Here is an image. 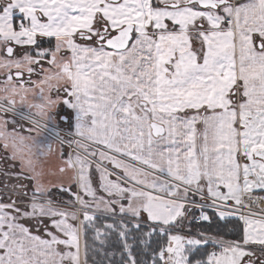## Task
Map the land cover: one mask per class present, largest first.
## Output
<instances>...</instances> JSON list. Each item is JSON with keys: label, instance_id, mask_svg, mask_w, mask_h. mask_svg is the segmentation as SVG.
<instances>
[{"label": "snow or ice", "instance_id": "1", "mask_svg": "<svg viewBox=\"0 0 264 264\" xmlns=\"http://www.w3.org/2000/svg\"><path fill=\"white\" fill-rule=\"evenodd\" d=\"M0 264H264V0H0Z\"/></svg>", "mask_w": 264, "mask_h": 264}, {"label": "trees", "instance_id": "2", "mask_svg": "<svg viewBox=\"0 0 264 264\" xmlns=\"http://www.w3.org/2000/svg\"><path fill=\"white\" fill-rule=\"evenodd\" d=\"M48 46V45H45ZM100 223H103L101 221ZM207 227V225H205ZM242 228L241 223H238L235 220L232 219H226V220H221L219 218H214V223L211 226V231L213 234L219 233L220 235L225 236L226 239H237L239 238L240 235V229ZM89 235H92V233H89ZM90 238V243H91V237ZM151 242L153 244V247L156 246L158 242H162V239L157 236H153L151 239ZM99 247V245H97ZM105 251H115L117 255L113 257L115 260H119V252L121 251L120 247V241L116 237L115 234H113L106 242L105 244ZM98 260H102L103 256L98 255L97 256Z\"/></svg>", "mask_w": 264, "mask_h": 264}, {"label": "built area", "instance_id": "3", "mask_svg": "<svg viewBox=\"0 0 264 264\" xmlns=\"http://www.w3.org/2000/svg\"><path fill=\"white\" fill-rule=\"evenodd\" d=\"M226 219H232V220L237 221L238 223H241V225L243 224V222L240 221V220L238 219V217H236V216H229V217H226V218H224V219H222V220H226Z\"/></svg>", "mask_w": 264, "mask_h": 264}, {"label": "rangeland", "instance_id": "4", "mask_svg": "<svg viewBox=\"0 0 264 264\" xmlns=\"http://www.w3.org/2000/svg\"><path fill=\"white\" fill-rule=\"evenodd\" d=\"M92 235H89V237H91ZM131 243V241H129Z\"/></svg>", "mask_w": 264, "mask_h": 264}, {"label": "crops", "instance_id": "5", "mask_svg": "<svg viewBox=\"0 0 264 264\" xmlns=\"http://www.w3.org/2000/svg\"><path fill=\"white\" fill-rule=\"evenodd\" d=\"M35 78V77H34Z\"/></svg>", "mask_w": 264, "mask_h": 264}]
</instances>
